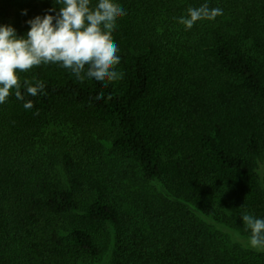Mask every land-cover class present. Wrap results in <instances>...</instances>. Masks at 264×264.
Segmentation results:
<instances>
[{
	"label": "trees",
	"instance_id": "16d2710c",
	"mask_svg": "<svg viewBox=\"0 0 264 264\" xmlns=\"http://www.w3.org/2000/svg\"><path fill=\"white\" fill-rule=\"evenodd\" d=\"M116 2L121 80L41 65L33 109L0 105V264H264L211 226L264 218V0H207L223 14L189 31L205 0ZM51 8L0 0V23Z\"/></svg>",
	"mask_w": 264,
	"mask_h": 264
},
{
	"label": "clouds",
	"instance_id": "9594fccd",
	"mask_svg": "<svg viewBox=\"0 0 264 264\" xmlns=\"http://www.w3.org/2000/svg\"><path fill=\"white\" fill-rule=\"evenodd\" d=\"M22 14L26 15L27 10ZM126 14L116 0H53L48 12L26 21L29 28L24 35H18L11 24L0 23V105L14 90L23 109H33V101L26 96L46 95V84L21 81L19 74L41 65L70 69L77 81H93L102 88L121 80L124 73L117 68L120 49L112 34L117 21ZM222 14L223 9L210 8L205 0L176 19L189 31L198 21H212ZM102 99L100 94L95 97L96 102ZM241 218L245 231L250 233L249 247L264 252V218L247 213Z\"/></svg>",
	"mask_w": 264,
	"mask_h": 264
},
{
	"label": "rangeland",
	"instance_id": "374dc122",
	"mask_svg": "<svg viewBox=\"0 0 264 264\" xmlns=\"http://www.w3.org/2000/svg\"><path fill=\"white\" fill-rule=\"evenodd\" d=\"M261 169H264V162L261 164ZM215 232H217L223 239L224 247L229 250H238L245 253H253L255 255L264 254V252H257L251 249L248 241H242L235 234L229 233L224 228L216 225H211Z\"/></svg>",
	"mask_w": 264,
	"mask_h": 264
}]
</instances>
